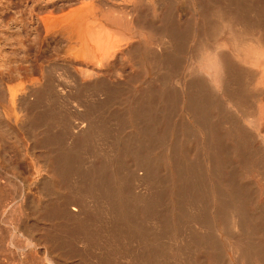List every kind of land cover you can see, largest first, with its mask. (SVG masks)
Listing matches in <instances>:
<instances>
[{
    "label": "bare ground",
    "instance_id": "obj_1",
    "mask_svg": "<svg viewBox=\"0 0 264 264\" xmlns=\"http://www.w3.org/2000/svg\"><path fill=\"white\" fill-rule=\"evenodd\" d=\"M10 1L0 264H264V0Z\"/></svg>",
    "mask_w": 264,
    "mask_h": 264
},
{
    "label": "rangeland",
    "instance_id": "obj_2",
    "mask_svg": "<svg viewBox=\"0 0 264 264\" xmlns=\"http://www.w3.org/2000/svg\"><path fill=\"white\" fill-rule=\"evenodd\" d=\"M6 1H8V0H6ZM9 1H10V0H9ZM13 1H14V0H12V2H13ZM15 1H16V0H15ZM15 1H14V2H15ZM2 2L5 3V0H2ZM12 2L10 1L9 3L12 4V6H13V3H14V2H13V3H12ZM16 2L18 3V0H17ZM14 7H15V6H14ZM16 7L18 8V10L20 9V8H19L20 6H16ZM13 10L15 11L16 9L12 8L11 11H13Z\"/></svg>",
    "mask_w": 264,
    "mask_h": 264
}]
</instances>
